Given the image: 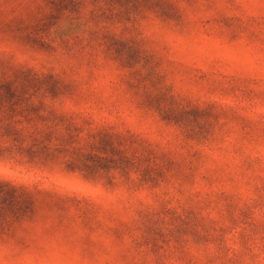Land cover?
<instances>
[{
  "label": "rangeland",
  "instance_id": "rangeland-1",
  "mask_svg": "<svg viewBox=\"0 0 264 264\" xmlns=\"http://www.w3.org/2000/svg\"><path fill=\"white\" fill-rule=\"evenodd\" d=\"M0 264H264V0H0Z\"/></svg>",
  "mask_w": 264,
  "mask_h": 264
}]
</instances>
